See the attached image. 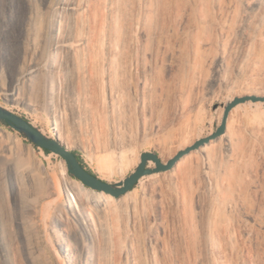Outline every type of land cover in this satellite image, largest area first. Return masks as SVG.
Returning <instances> with one entry per match:
<instances>
[{"label":"bare ground","instance_id":"1","mask_svg":"<svg viewBox=\"0 0 264 264\" xmlns=\"http://www.w3.org/2000/svg\"><path fill=\"white\" fill-rule=\"evenodd\" d=\"M30 13L35 35L50 34L47 69L22 72L15 94L37 77L25 103L73 130L76 142L58 135L71 150L137 161L135 146L156 139L166 163L198 140L214 87L247 85L228 102L264 96V0H51L45 10L33 1ZM252 102L247 118L233 119ZM262 104L236 105L225 132L165 170L166 182L159 172L146 175L149 193L117 197L54 178L39 163L40 226L51 214L55 235L46 234L45 246L53 264H264ZM173 208L174 243L161 236Z\"/></svg>","mask_w":264,"mask_h":264},{"label":"rangeland","instance_id":"2","mask_svg":"<svg viewBox=\"0 0 264 264\" xmlns=\"http://www.w3.org/2000/svg\"><path fill=\"white\" fill-rule=\"evenodd\" d=\"M33 1L43 10L47 9L51 2V0H0V103L31 120L41 130L46 131L47 135L52 134L54 137L61 134L63 139L76 142L73 130L57 129L52 117L45 111L35 110L25 103L26 99L36 96L37 77L33 76L26 81L20 97L15 94L16 82L22 72L38 68L39 74L47 69L50 34L35 35V25L30 18V6ZM58 67L61 71V66ZM246 87V84L240 82L233 87H225L222 90L214 87L211 90L206 99L201 122L195 132L196 139L209 135L220 125L225 107L220 105L214 109V105L227 104L229 95L235 91L243 93ZM255 103L257 102L240 106L238 111L233 112V119L247 118L256 108ZM262 105L264 109V104ZM72 149L80 154L88 168L110 182L123 180L141 161V157L137 161L136 159L123 161L119 158L118 151H111L109 156L101 160L96 152H89V148L80 147L78 144ZM134 149L139 156L145 151H154L159 155L163 153L156 139L141 142ZM175 149L173 147L171 150ZM257 159L264 163V150L257 153ZM39 163L54 178L72 177L69 170H65L60 155L54 152L47 154L43 148L37 149L27 142L19 131L10 130L0 124V264L54 263L51 253L45 246L46 234L50 237L55 235L52 215H49L44 230L40 226L38 204L41 199V183L37 179ZM167 173L168 171L159 172V176L165 182ZM151 189L145 175L132 190L136 193H149ZM177 216L178 211L173 208L169 210L167 219L162 220L167 230L165 234L161 233V236L173 243L180 240ZM70 224L73 229L79 227V224L73 221H70ZM59 228L61 229L60 226ZM127 247L128 244L124 242L123 248Z\"/></svg>","mask_w":264,"mask_h":264},{"label":"water","instance_id":"3","mask_svg":"<svg viewBox=\"0 0 264 264\" xmlns=\"http://www.w3.org/2000/svg\"><path fill=\"white\" fill-rule=\"evenodd\" d=\"M4 101L7 103L6 100ZM247 101H264V96L257 94L236 96L232 101L225 105L222 122L220 125L215 127V131L212 134L202 137L191 146L180 150L166 163H164L160 158V155L154 151L143 152L141 155V161L137 165L136 169L123 180L118 182L107 181L99 176L96 172L88 169L82 163L78 154L73 149H69L57 135L50 137L49 135L45 134L40 127L35 126L31 120L18 114L16 111L7 108V106L2 103H0V119L7 122L10 127L19 131L27 139L34 142L39 148L47 149L64 158L67 162L69 172L76 178L83 181L86 185L118 197L132 190L143 176L170 169L182 156L194 149L199 148L202 145H205L211 139H214L224 133L231 110L236 105ZM220 105L224 106L223 103H217L214 105V109ZM150 161L155 163L154 167L150 166Z\"/></svg>","mask_w":264,"mask_h":264},{"label":"trees","instance_id":"4","mask_svg":"<svg viewBox=\"0 0 264 264\" xmlns=\"http://www.w3.org/2000/svg\"><path fill=\"white\" fill-rule=\"evenodd\" d=\"M0 124L6 126V127L9 128L10 130L15 131V129H13L12 127H10V126L7 124V122H5L4 120H1V119H0ZM21 135H22V134H21ZM22 136L25 138V140H26L27 142L33 144L37 149L39 148L34 142H32L31 140L27 139L24 135H22ZM43 150H44L47 154H50V153H51V151H49V150H47V149H43ZM75 152L78 154V156H79L80 160L82 161V163L88 168V166L85 164V162L83 161V159H82V157L80 156V154H79L77 151H75ZM88 169H90V168H88ZM90 170H91V169H90ZM69 173H70V172H69ZM70 175H71L72 177L76 178L73 174L70 173ZM76 179H77V178H76Z\"/></svg>","mask_w":264,"mask_h":264}]
</instances>
